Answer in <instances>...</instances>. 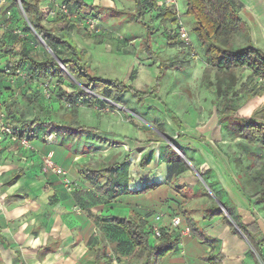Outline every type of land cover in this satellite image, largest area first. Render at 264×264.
<instances>
[{"label": "crops", "instance_id": "0c3cea01", "mask_svg": "<svg viewBox=\"0 0 264 264\" xmlns=\"http://www.w3.org/2000/svg\"><path fill=\"white\" fill-rule=\"evenodd\" d=\"M79 1L83 6L73 1L70 3L82 12L94 13L99 22V10H113L111 15L118 14L114 11L117 8L114 2L120 0ZM239 1L245 12L250 8L254 13H264V0ZM155 2L161 6L160 0ZM183 2L186 5V0ZM239 15L249 26L240 12ZM112 24L113 29L121 35L115 23ZM117 39L114 38V41ZM117 45L121 50L124 49L122 42ZM19 55L11 59L0 57V111L7 112L10 106L11 126H14L18 135L17 140L0 141V264H95L96 254L100 256L98 264H127L135 249L124 231L112 224L109 218H124L131 211L149 222H152L155 213H162L160 225L163 227L170 226L172 217H178L184 224L193 215L196 217L191 221L196 222L198 230L194 234H184L177 249L167 252L160 264H212L208 258L216 254L223 255L221 264H264V246L261 261L245 236L238 232V228L234 227L235 232L224 221L226 213L223 207H214L213 203L219 200L217 196H209L212 201L210 198L205 199L203 179L198 173V170H208L206 176L211 178L212 189L225 196L229 203L230 216L243 224L256 222L264 234V187L261 186L264 180L261 178L264 157L259 164L249 160L238 162L237 159L230 160L226 151H219L220 156L215 157L213 162L201 161L195 166L189 161L195 166V173L188 167V162L180 158L167 160L162 167L151 159V163H148L150 165L144 166L142 154L145 143L141 140L136 139L129 144L126 141V148H122L120 145H112L117 142L111 139L118 132L115 130L107 132L105 128H100L93 135H88V132L85 134L80 131L78 134L77 130L64 131L52 126L64 123L61 118L63 110L59 112L60 99L48 106V110H54L49 116L40 113L39 109L45 100L40 83L46 76H38L28 61L16 69L21 70L23 75L7 73V63L17 60ZM106 56L110 58L113 55L103 53L102 57ZM90 62L91 65H86L104 79L113 80L116 71L123 72L122 78L126 82L135 79L129 80L134 73L128 74V68L121 65L112 70L109 63L99 69L96 68L97 61L92 57ZM134 75L136 77L137 71ZM28 90L35 93L36 101L33 104L23 98ZM110 94L115 95L116 92L111 90ZM95 96L100 99V103L106 99L101 95ZM79 101L89 107L88 98ZM66 111H72L77 116L72 123L82 124L89 129L94 127V116L85 119L86 115L80 108L75 112L72 109ZM23 137L25 142H22ZM182 145L185 147L186 144ZM243 149L242 152H248L247 148ZM186 151L199 154L192 146H187ZM234 151L238 153L237 149ZM48 156L67 171L68 177L80 181L79 190L69 192L61 176L42 172V159ZM129 156L135 159L134 163L128 161ZM114 164H124L126 175L122 178L123 185L117 198L108 201L95 190L96 185L106 181V177L96 175L93 171ZM216 168L219 178L212 174ZM145 187L149 189L141 191ZM13 197L15 200H12Z\"/></svg>", "mask_w": 264, "mask_h": 264}, {"label": "rangeland", "instance_id": "374dc122", "mask_svg": "<svg viewBox=\"0 0 264 264\" xmlns=\"http://www.w3.org/2000/svg\"><path fill=\"white\" fill-rule=\"evenodd\" d=\"M233 2L249 23V37L252 44L264 51V13H254L250 8L245 12L244 6L239 0ZM63 3L67 7V13L52 15L51 12ZM40 4L44 18L51 22L57 19L54 22L57 32L77 46L85 64L91 65L92 57L97 61L96 68L99 69L110 63L112 70H115V66L121 65L128 68V74H135L137 71L136 77L133 74L129 78V80L135 78L131 82L123 80L122 71H116L115 78L126 85H133L139 90L136 95L130 90L120 93L112 89L113 92L120 93L117 102L113 101L115 104L112 107H108L112 102L107 98L101 100L104 104L99 102L100 99L96 100L97 102L94 101V108L84 106L81 101H77L67 108L65 107L66 101L60 99V111H58L63 110L61 118L64 123L51 124L52 126L64 131L77 130L78 134L80 131L85 134L88 132V135H93V132H97L100 128H105L107 132L115 130L118 132L111 139L114 142L117 140V142L114 144L110 142V144L120 145L122 148H126L124 144L127 143L126 141L129 144L136 139L141 140L145 143V148L143 147L145 150L142 154L144 166H149L148 163H151V159L159 167H162V164L167 160L180 158L187 161L188 167L196 172L194 167L198 162H213L216 160L215 157L220 156L218 155L219 151L221 153L226 151L230 160L237 159L238 162L249 160L259 164L263 160V138L257 135L256 142L251 144L243 137L236 136L228 127L230 121L231 123L235 121L229 117L227 112L230 109L235 116L240 118L251 116L259 124L264 123V80L253 76L246 67L218 69L205 52V45L199 42L195 33L192 32L194 19L191 15L185 14L186 5L183 0H177L176 14L177 12L179 14L175 15V19L179 18L186 27L190 40L189 45H184L173 33L172 30L176 24L174 19L172 21L174 16L172 15L171 18L162 14L163 9H159L160 6L157 3L150 11L144 12L143 10L141 14L144 22L152 29L149 38H145L144 26L132 19L135 5L131 0L114 2L118 8H114L117 15H111L113 10L97 11L95 8L94 10L100 15V22L94 13L82 12L67 0H41ZM208 11L219 22L228 21V10L224 11L219 7L208 6ZM6 14H9V18L5 20ZM87 16H93L97 21L101 30L99 33L87 27L84 22ZM112 23H115V27L119 29L121 35L113 29L114 24ZM126 32L129 33L124 37ZM219 34V39L227 37L233 48L243 47L248 41L244 28L229 26L226 31H220ZM170 36L171 38H169ZM116 37L120 41L117 39L118 41L115 42L114 38ZM0 40V57L11 59L19 54L32 55L37 58L52 56L41 39L37 37V32L32 30L25 20L18 2L13 0L0 2ZM119 42H122L123 50L117 45ZM146 44L150 48V54L145 48ZM103 53L113 56L103 58ZM86 66L89 67V65ZM89 69L94 71L90 67ZM23 71L26 72L27 69L24 68ZM95 73L96 76L103 78L99 73ZM69 77L71 81L76 82L72 76L69 75ZM40 84L45 100L39 111L41 114L49 116L54 110L52 108L48 110V106L51 102L56 103L55 100L59 99L57 88L61 87L66 92H70L72 87L59 74L52 76L46 86ZM40 84L38 83L37 86ZM100 87L97 84L96 90L92 91L93 95L99 96L97 90ZM78 108L86 115L85 119L87 117L91 119V116H94L92 120L94 127L89 129L82 124L72 123L77 119V116L75 117L72 111L66 110L72 109L75 112ZM124 124L126 125L124 126ZM137 132H139V136H137ZM48 139H51L50 136ZM119 142L121 143L119 144ZM183 143L186 144V148L187 146L195 147L199 154L186 151ZM243 148H247L248 152H242ZM235 149L238 150V153H234ZM237 155L240 156L239 159ZM128 161L134 163L135 159L129 156ZM189 161H192L191 163L195 166ZM217 171V168L212 170V174H216ZM207 172L208 170H198L201 180L203 179V189L205 188L206 191L205 199L215 194L221 202L219 200L217 203L214 202V207L222 206L226 213L225 216H229L227 217L233 226L238 228V232L242 234L238 227V223L242 222L236 220L234 216H230L229 203L225 196L218 191L214 192L210 184L211 178L206 176ZM216 175L218 176V174ZM80 188L79 181V185L74 191ZM195 218L193 215V218L189 219ZM194 224L193 229L196 231L198 225L196 222Z\"/></svg>", "mask_w": 264, "mask_h": 264}, {"label": "trees", "instance_id": "16d2710c", "mask_svg": "<svg viewBox=\"0 0 264 264\" xmlns=\"http://www.w3.org/2000/svg\"><path fill=\"white\" fill-rule=\"evenodd\" d=\"M13 1L17 2L16 0ZM19 1L30 26L37 32V35L46 43V45L50 47L53 54L52 56L43 59H39L32 55L21 54L17 60L7 63L9 70H7V73L16 74V69L19 68L24 61H28L30 67L38 76L47 77L59 74L62 79L70 83L72 91L66 92L63 88L58 87L57 97L63 99V101L70 102L72 105L81 98H88L90 102L88 106L93 107V102L98 100V97L93 95L92 92L96 90L97 84L101 86V88H99L100 91L98 92L97 90V93L112 101L111 105L108 107H112L113 103L117 102L121 91L130 90L132 93L138 95L139 90L133 85H126L124 82L115 79H103L96 76V73L90 70L82 60V55L80 54L81 51L77 46L57 32L55 28L56 23H54L57 19L54 22H51L44 18L43 13L39 8L41 0ZM67 1H73V3H78L83 6L79 0ZM133 1L135 9L132 17L136 22H139L144 26L145 38H149L152 34V29H150L147 23L144 22L141 14L143 10L144 12L150 11L152 7H155L156 2L155 0ZM208 6L219 7L224 11L228 10V21L224 20L223 22H219L216 18L212 17L208 11ZM159 9H163L162 14L172 18L170 10L164 9L161 6ZM159 12L160 11L158 10V13ZM185 14L193 17L194 27L192 32L195 33L197 40L205 45V52L210 56L212 63L218 69L225 70L231 67H246L252 72L253 76L260 77L264 80V51L252 44L251 38L249 37L250 27L241 18L239 11L232 0H186ZM173 19L175 21V17L172 18V21ZM229 26L244 28L248 36V41L245 46L233 48L227 37H220L221 40L219 39V32L226 31ZM145 48L148 51V54H150L151 51L147 44ZM69 75L72 76L76 82L71 81ZM112 89H115L116 92L120 93L111 95L110 92ZM89 91L91 92L89 93ZM1 95L2 94L0 93V100L2 97ZM23 98L26 99L29 104H33L36 101L35 93L32 90H28L23 95ZM6 111L7 112L5 113L10 119V124L13 125L10 116V106L7 107ZM227 113H229V117L235 121L234 123H231L230 121L228 127L236 136L243 137L247 142L254 144L257 135H259L263 138L262 145H264V123L259 124L258 121L255 118H251V116L248 118L235 116L231 113L230 109ZM87 171L91 172V170ZM93 172L96 175L106 177V181L102 185H96V192L101 196H105L108 201L115 200L118 196L119 189H121V186L123 185L122 178L124 174L126 175L125 165H105L99 170ZM261 175V178H264V171L261 172ZM261 186L264 187V180L261 181ZM148 189V187H145L144 189H141V191L145 192ZM12 200H15V197H13ZM223 219L236 232V229L228 217L223 216ZM109 221L124 231L132 247L135 249L133 256L127 264H160L161 258L167 252L177 249L178 243L181 239V236L175 231V228L172 229L170 226H161L160 235L154 237L152 235L151 222L147 221L134 211H131L127 217H111L109 218ZM193 225L195 224L191 220H187L188 232L192 234L195 232ZM238 227L257 255L263 260L262 247L264 246V234L261 232L258 224L256 222H251L249 224L238 223ZM99 257V255H95V260L97 259L95 264H98ZM222 259V254H216L215 256L208 258V261L212 264H221ZM108 263L109 262H107V264Z\"/></svg>", "mask_w": 264, "mask_h": 264}, {"label": "built area", "instance_id": "2783aa9c", "mask_svg": "<svg viewBox=\"0 0 264 264\" xmlns=\"http://www.w3.org/2000/svg\"><path fill=\"white\" fill-rule=\"evenodd\" d=\"M3 1L4 0H0V2H3ZM16 1L19 4L20 10H21L25 20L29 24L25 14L22 10L20 1L19 0H16ZM160 2H161L162 8L170 10L174 17H176L177 14H179L178 12L176 14L177 0H160ZM39 8L40 9L42 8V5L40 3H39ZM57 13H62V14L67 13V7L64 3L59 4L56 7V10H53L51 12L52 15H56ZM8 18H9V14H6L4 19L6 20ZM175 21H176V24H174V29L172 30L173 33L179 37V39L182 41V43H184V45H189L190 40H189V35H188L187 30H186V27L184 26L183 22L179 20V18L177 20L175 19ZM84 22L87 25V27L90 28L92 31H94L96 33H99L101 31L97 21L93 18V16H87L85 18ZM31 29L34 30L32 27H31ZM191 54L193 55V53H191ZM16 74L17 75H23V72L21 70H16ZM51 79H52V76H47L45 78V80L42 82V84H44L46 86ZM71 106H72V104L70 102H65V107L70 108ZM50 138H51V136H50ZM7 139L17 140L18 135L15 132V129L11 126L10 119L7 117L6 113L1 110L0 111V141H4ZM22 142H25L24 137L22 139ZM41 170L43 173H53V174L61 176L64 187L69 192L73 191L79 185V182L77 180L71 179L70 177H68L67 171L62 166L58 165L49 156L42 159ZM162 218H163L162 213H155L153 216V220L151 222V230H152V235L154 237H158L160 235V231H161L160 222L162 221ZM170 227L172 229L175 228V231L180 236H183L184 234H186L188 232L187 224H184L183 222H181V220L178 217H172L170 219Z\"/></svg>", "mask_w": 264, "mask_h": 264}, {"label": "water", "instance_id": "95a60500", "mask_svg": "<svg viewBox=\"0 0 264 264\" xmlns=\"http://www.w3.org/2000/svg\"><path fill=\"white\" fill-rule=\"evenodd\" d=\"M38 36V35H37ZM38 38L39 39H41L39 36H38ZM41 41L44 43V45L46 46V48L49 50V52L51 53V54H53V51L50 49V47L49 46H47L46 45V43L41 39ZM54 56V55H53Z\"/></svg>", "mask_w": 264, "mask_h": 264}]
</instances>
